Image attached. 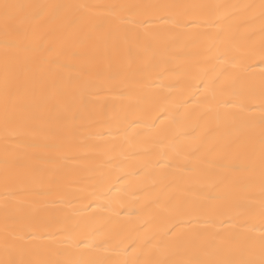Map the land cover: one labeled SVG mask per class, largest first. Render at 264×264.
I'll return each mask as SVG.
<instances>
[{"label":"snow or ice","instance_id":"obj_1","mask_svg":"<svg viewBox=\"0 0 264 264\" xmlns=\"http://www.w3.org/2000/svg\"><path fill=\"white\" fill-rule=\"evenodd\" d=\"M168 8L184 10L179 13L177 27L220 25L215 31H199L190 36L200 45L191 53L197 58L193 62V79L198 83L192 84L195 91H190L187 99L181 98L179 105L173 104V93L152 87L171 71L163 67L171 62V55L162 53L179 41L174 36L141 30L139 25L147 21L133 24L125 15L129 9L147 16ZM193 16L200 19L189 18ZM257 19L264 59V0L258 5H97L0 0V120L5 130L6 185L14 180L17 170L28 166L17 154L18 146L9 145L8 137L25 130L52 136L81 134L96 115L87 95L93 83L87 75L92 63L103 60L111 66L117 57L126 58L127 62L118 68L127 71L135 65L142 88L134 104L149 114L151 133L148 148L132 153L147 159L138 166L132 160L126 163L133 169L130 176L141 180L147 176L158 190L146 211L149 223L163 225L151 233L125 236V229L110 226V218L98 221L94 215L79 219L69 215L59 221L61 226L55 231L45 233L51 241L49 246H35L26 239L34 238L32 231L17 232L9 227L12 217L6 187L0 264H264V98L260 101L258 133L245 115L252 105L241 106L239 111L229 108L236 103L229 53L234 42L244 38L243 30ZM202 64L210 66L200 68ZM189 100L195 103L189 105ZM152 115H156L159 124L151 119ZM127 120V116L117 117L118 130L127 132L132 124L148 122L126 123ZM133 143L134 139L127 135L122 141L113 137L101 155L123 154L126 145ZM257 143L258 161L254 159ZM257 168L258 200L248 194L254 184L251 173ZM193 174L225 186L223 193L213 194L212 198L229 204L233 225L240 217L258 215L262 229L259 237L253 235L254 228L216 229L217 221L211 222L212 227L201 226L199 217L205 205L195 195L190 180ZM121 205L122 200L109 199L104 208L118 216ZM218 222L223 224L225 220L219 218Z\"/></svg>","mask_w":264,"mask_h":264},{"label":"bare ground","instance_id":"obj_2","mask_svg":"<svg viewBox=\"0 0 264 264\" xmlns=\"http://www.w3.org/2000/svg\"><path fill=\"white\" fill-rule=\"evenodd\" d=\"M19 3H91L97 5H196V4H223V3H260V0H12ZM103 11V9H98ZM183 9L168 8L147 16L137 14V9H129L125 15L127 19L140 24L141 30L158 32L162 36H174L179 41L172 49L162 53L171 55V62L163 67L171 69L166 77L152 85L153 88L171 92L174 95V105H179L181 98L187 99L190 91H195L192 84L196 70L193 62L197 59L195 53L200 45L194 43L190 36L199 31H215L220 25L212 24L211 28L204 23L181 24L179 13ZM190 19H200L198 16ZM119 23V20H117ZM52 27H55L53 25ZM243 39L235 41L229 53L228 61L232 69V78L235 84L236 103L230 105L231 111H239L241 106L252 105L246 112V117L259 132L261 118L260 101L264 98V59L261 57L262 37L260 22H256L243 30ZM173 53H184L174 55ZM3 50L0 48V56ZM235 57V59H233ZM127 59L117 57L111 66L103 60L92 63L91 71L87 74L93 82L88 89L89 106L96 115L88 121L90 127L82 130L79 135H48L39 130H25L18 135L8 137L10 146H18L17 154L22 156L26 168L17 170L15 178L7 185L5 183V130L0 120V243L3 241L4 228V202L6 187L7 198L10 201L9 221L11 230L17 232L32 231L33 237H26L35 246L47 247L51 244L47 231H55L60 227L59 221L66 216L96 217L98 221L111 219V227L119 230L125 229L124 235L138 232L141 235L154 232L163 225L160 222L149 223L150 216L146 208L159 194L147 176L139 179L130 176L133 170L126 163L129 160L137 162V166L147 157L133 156V152H144L148 148L147 138L149 131V114L135 108L134 101L140 94L142 83L140 76L135 72V65L129 70L120 71L118 65L126 63ZM213 63H217L213 60ZM210 65L202 64L200 68ZM2 79V77H0ZM200 95V93H197ZM195 103L189 100V105ZM127 111H124V110ZM183 109H181L182 111ZM87 116V114H85ZM127 116L128 120H144L132 124L127 132L118 130L117 117ZM159 124L156 115H152ZM76 123H80L77 121ZM221 131H224L222 128ZM134 139L132 146L126 145L123 154L108 153L101 155L103 148L109 144L113 137L122 141L125 136ZM110 159V163H104ZM254 159H259V145L255 146ZM103 165V167H101ZM149 172L151 169L148 170ZM126 177L121 179L120 177ZM253 187L249 193L259 199V169H255ZM190 180L198 196L205 205V211L200 215L201 226L231 231H243L254 228L253 235L259 237L262 229L259 216L240 217L235 224L229 217L232 210L226 201L214 200L213 194L223 193L224 185H217L212 179L193 174ZM95 193V195H93ZM244 195V193H239ZM109 199H120L122 205L116 216L111 209L105 210L104 205ZM95 201V202H93ZM91 203V207L88 205ZM225 223L221 224L218 219ZM134 230V231H133ZM106 235H109L106 233ZM131 250V249H130ZM111 255V253H109ZM119 258V257H114Z\"/></svg>","mask_w":264,"mask_h":264}]
</instances>
